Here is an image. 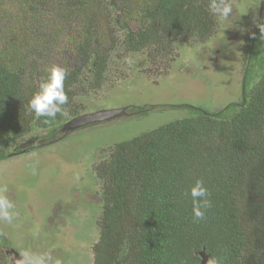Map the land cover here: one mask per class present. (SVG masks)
<instances>
[{"label": "trees", "instance_id": "16d2710c", "mask_svg": "<svg viewBox=\"0 0 264 264\" xmlns=\"http://www.w3.org/2000/svg\"><path fill=\"white\" fill-rule=\"evenodd\" d=\"M24 1L17 10L31 25L44 23L55 36L61 28L73 32L69 43L78 63L62 66L68 70L65 114L37 118L27 104L42 81L39 65L7 40L1 27L10 15L0 4V161L32 150L33 143L24 149L9 144L36 128L46 134L29 140L54 142L66 115H76L73 92L81 84L80 73L90 71L95 82L103 78L113 48L103 46L90 12L104 9L109 21L125 30V47L133 52L147 46L172 50V42L185 35L203 41L215 27L209 0ZM135 11L142 12L146 24L132 31L120 15ZM46 12L60 18L51 25ZM258 34L259 27L252 40ZM247 74L246 68L244 87ZM187 112L115 144L95 166L102 212L91 264H201V253L205 264L213 258L218 264H264V70L238 104L216 112L188 107ZM197 179L203 180L212 206L194 221L191 197L183 193Z\"/></svg>", "mask_w": 264, "mask_h": 264}, {"label": "rangeland", "instance_id": "374dc122", "mask_svg": "<svg viewBox=\"0 0 264 264\" xmlns=\"http://www.w3.org/2000/svg\"><path fill=\"white\" fill-rule=\"evenodd\" d=\"M228 2L233 13L227 19L214 15L215 27L205 40L185 35L173 41L172 50L167 51L153 46L138 52L128 50L125 30H119L112 18L109 21L104 9L90 12L98 38L104 47L113 50L100 82L92 79L90 71L80 73L81 84L73 92L76 115H66L63 124L76 116L99 111L126 109L131 112L138 108L146 111L130 118H115L113 123L104 125L89 123L87 128H78L79 131L55 143L29 140L46 134L37 128L23 138L10 141V147L24 146L23 149L27 142L37 145L0 161V185L8 186L7 196L19 213L11 224L0 222V232L17 253L29 249L43 254L53 248V257L62 264H91L102 212L101 182L95 166L108 155L110 147L188 116L187 106L220 111L238 104L244 91L254 88L264 70V37L260 30L252 40L259 22L261 0ZM19 3L26 2L0 0L1 9H8L5 13L10 15L1 29L7 40L18 48L22 46L25 54L37 60L39 78L46 79V69L52 65L78 63L73 43H69L73 32L69 34L67 29L59 27L61 32L55 36L54 30L44 23L31 25L30 18L17 10ZM131 5H135V0ZM121 7L126 9L125 5ZM46 15L51 25L60 18L54 12ZM120 16L121 22L132 31L146 24L142 12H123ZM261 20L264 24V14ZM252 45L254 49L250 50ZM249 51H252L251 64L246 60L251 54ZM246 68L248 76L242 90ZM77 205L74 211L82 215L80 221L72 223V217L68 216L64 220L69 225L57 222L60 208ZM48 227L57 231L51 234ZM5 250L0 248V262L5 261ZM12 263L11 260L8 264Z\"/></svg>", "mask_w": 264, "mask_h": 264}, {"label": "clouds", "instance_id": "9594fccd", "mask_svg": "<svg viewBox=\"0 0 264 264\" xmlns=\"http://www.w3.org/2000/svg\"><path fill=\"white\" fill-rule=\"evenodd\" d=\"M210 12L218 18L227 19L233 13V7L228 0H209ZM259 30L264 37V24H259ZM47 77L42 80L39 90L28 101V109L37 118L45 117L55 119L57 114L64 115L62 106L68 103V95L65 92V79L67 68L52 65L46 69ZM47 122V120L45 121ZM8 186L0 185V222L11 224L19 213L15 210V203L7 196ZM184 196H190L192 200V214L194 221L202 220L205 210L212 206L209 192L203 180L197 179L185 192ZM38 233H33L37 235ZM18 259L14 258V264H62L60 259H55L51 253L38 254L29 249L20 252ZM209 264H218L213 258Z\"/></svg>", "mask_w": 264, "mask_h": 264}, {"label": "water", "instance_id": "95a60500", "mask_svg": "<svg viewBox=\"0 0 264 264\" xmlns=\"http://www.w3.org/2000/svg\"><path fill=\"white\" fill-rule=\"evenodd\" d=\"M260 10H259V20L260 18H262V13H264V0H261L260 2V6H259ZM191 107V106H187ZM192 108V107H191ZM138 114L137 112H127L126 109H115V110H107V111H99V112H95V113H89V114H82L79 116L74 117L73 119L69 120L68 122H65L62 126H60L57 131H56V135L57 138L54 142H58L64 138H66L67 134H72L75 133L78 130V128H87V125L89 123H95V122H99L98 125H104L107 123H113L115 118L118 119H125V118H130L134 115ZM79 131V130H78ZM29 141V140H28ZM31 142H27L26 146L29 145ZM25 146V147H26ZM24 147V146H23ZM23 147H21V149H23ZM202 261L201 264H205V259L206 256L203 255L202 253L200 254Z\"/></svg>", "mask_w": 264, "mask_h": 264}, {"label": "flooded vegetation", "instance_id": "af4514ba", "mask_svg": "<svg viewBox=\"0 0 264 264\" xmlns=\"http://www.w3.org/2000/svg\"><path fill=\"white\" fill-rule=\"evenodd\" d=\"M262 23V22H261ZM260 23V24H261ZM257 27H259L258 25H257ZM257 29V28H256ZM250 58H252V53L250 54V56H249ZM251 60V59H250ZM244 86H243V84H242V88H243ZM43 144H44V142H43ZM36 145V143H34L33 144V146H35ZM37 146V145H36ZM35 146V147H36ZM17 147H19V146H17ZM20 148V147H19ZM80 204H85V203H80ZM79 204V205H80ZM79 205H77V206H73V207H70L69 208V206H65V207H63V208H60V215L61 216H59V221H57L58 223H61L62 224V226H66V225H69V223L67 224V222L64 220L65 219V217H68V216H70V217H72V223L75 221V220H77V221H80L82 218H81V216L82 215H77V213L74 211V209L75 208H77ZM80 210V209H79ZM70 211H74V212H70ZM70 212V213H69ZM53 225H55V227L57 226L55 223L53 224ZM69 229V228H68ZM48 231H50V233L52 234L53 233V231H57V229H55V228H53L52 227V229L50 228V227H48V229H47ZM0 234H1V232H0ZM3 234V233H2ZM3 240H7L6 241V243H2L3 242ZM2 241V242H1ZM0 248H3V249H6L5 250V253H4V258H5V260L7 261V264L12 260V264H14V258H16V259H18V258H20L19 257V253H17L16 252V250L11 246V244H9L11 247H9V245H8V242H9V240H8V238H6L5 236L3 237V239L1 240L0 239ZM59 251H60V253L62 252V250L59 248L58 249ZM49 251H51V253H54V249L52 248V250H45L44 251V253L45 252H49ZM53 255V254H52Z\"/></svg>", "mask_w": 264, "mask_h": 264}]
</instances>
